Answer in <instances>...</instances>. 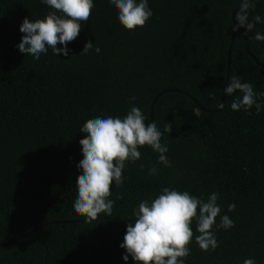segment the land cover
<instances>
[{"label": "trees", "instance_id": "obj_1", "mask_svg": "<svg viewBox=\"0 0 264 264\" xmlns=\"http://www.w3.org/2000/svg\"><path fill=\"white\" fill-rule=\"evenodd\" d=\"M251 2L248 23L256 15L262 22L251 31L249 52L246 27L235 31L228 67L232 11L242 0H148L153 16L135 31L120 24L110 0H93L90 19L67 45L69 55L48 48L39 59L19 51L20 25L55 10L41 0H0V242L45 222L85 218L74 203L87 120L123 119L135 106L146 122L159 91H182L163 92L152 109L171 167L150 146L140 147V159L125 164L123 184L111 186V217L47 223L0 246V264H135L131 256L123 260L126 228L139 203H151L164 188L205 202L219 195L221 212L212 228L218 247L201 250L193 220L184 264H264V41L254 39L264 35V0ZM89 41L93 48L81 54ZM232 77L252 85L259 114L255 106L232 110L243 96L239 90L224 93L220 111L202 108L220 106ZM153 167L157 174L150 175ZM224 215L234 227H219Z\"/></svg>", "mask_w": 264, "mask_h": 264}, {"label": "clouds", "instance_id": "obj_2", "mask_svg": "<svg viewBox=\"0 0 264 264\" xmlns=\"http://www.w3.org/2000/svg\"><path fill=\"white\" fill-rule=\"evenodd\" d=\"M55 11L49 12L43 19L34 22L25 18L20 25V32L24 33L18 49L25 55L39 59L42 53L51 48L56 55H69L67 45L73 42L81 31V22H87L94 8L93 0H41ZM118 10V21L129 31L146 26L153 16L148 6V0H110ZM240 11L236 15V26L232 29L238 31L246 27L251 32L256 24L261 23L259 15L253 16L252 23H247L249 10L255 9L251 0H242ZM57 13H60L59 15ZM247 32L245 35H247ZM257 41H264V35L257 32L254 37ZM63 46V47H59ZM93 48L91 41L87 42L81 54H87ZM96 47L95 52L100 53ZM239 90L242 98H237L231 104L234 111L243 108L249 111L255 106L257 114L261 111V104L257 103V94L249 83H242L238 77H232L224 93L231 96ZM264 96V92L259 94ZM132 99H135L134 97ZM223 107V105H221ZM165 132L171 133L172 128L166 125ZM81 132L85 137L79 141L82 147L83 159L78 168L76 187L78 196L74 203V211L86 218L87 222L98 219L99 214L105 213L111 217L114 201L111 186L123 184V169L126 162H135L141 157L138 150L143 146H150L160 153L159 162L171 167L165 153L166 145L161 144L162 132L153 121L145 124V117L141 110L132 107L123 119L111 116L87 120ZM143 168V165H141ZM150 175L157 174L155 167L149 170ZM218 193L213 192L207 202L199 199L189 192H180L170 188L162 189L160 195L151 201H141L138 209L134 210L136 217L134 223H129L126 234L120 247L125 249L123 260L129 256L135 264H184V258L190 255L189 245L194 233L192 222H197L195 237L201 250L215 251L218 241L212 231L216 218L221 212L217 204ZM235 204L228 206L229 211L235 209ZM220 228L234 227V222L224 215L219 224ZM243 264H255L253 259H245Z\"/></svg>", "mask_w": 264, "mask_h": 264}, {"label": "water", "instance_id": "obj_3", "mask_svg": "<svg viewBox=\"0 0 264 264\" xmlns=\"http://www.w3.org/2000/svg\"><path fill=\"white\" fill-rule=\"evenodd\" d=\"M240 10L238 9H234L232 11V20H233V28L236 26V15L237 13H239ZM248 23V21H246V24ZM232 28V29H233ZM234 34H235V31L232 30V33H231V38H230V42H229V47H228V50H227V64H228V67H229V61H230V48H231V45H232V42H233V38H234ZM250 37H251V32H248V40H247V43L245 45V50L247 52H249L248 50V44H249V41H250ZM252 59L259 65H263L261 64L257 59L256 57H254L253 55H251ZM264 66V65H263ZM228 74V72H227ZM165 91H178V92H182L181 90L179 89H176V88H169V89H164L162 91H159L155 96L154 98L152 99V102H151V106H150V118L145 122V124H150L152 122V119H153V116H152V109H153V103L155 101V99L160 95L162 94L163 92ZM223 95H224V90L221 94V103H220V106L217 107V108H213V109H209V108H204L202 107L204 110H207V111H220L222 109L221 105H223ZM83 220H86V218H82V219H70V220H62V221H59V220H53V221H50V222H45V223H42V224H39L37 225L36 227L32 228L31 230L25 232V233H22L20 234L19 236H17L16 238L14 239H11L9 241H6V242H0V246H6V245H9V244H12L14 243L15 241L33 233L34 231H36L39 227L47 224V223H71V222H77V221H83Z\"/></svg>", "mask_w": 264, "mask_h": 264}]
</instances>
